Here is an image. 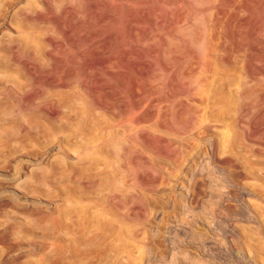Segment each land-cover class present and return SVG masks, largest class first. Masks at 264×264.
<instances>
[{
	"label": "rangeland",
	"instance_id": "obj_1",
	"mask_svg": "<svg viewBox=\"0 0 264 264\" xmlns=\"http://www.w3.org/2000/svg\"><path fill=\"white\" fill-rule=\"evenodd\" d=\"M0 13V264H53L51 230L23 212L55 215L56 184L88 192L69 202L90 216L49 217L89 225L90 264H264V0H0ZM63 152L55 185L20 184Z\"/></svg>",
	"mask_w": 264,
	"mask_h": 264
},
{
	"label": "bare ground",
	"instance_id": "obj_2",
	"mask_svg": "<svg viewBox=\"0 0 264 264\" xmlns=\"http://www.w3.org/2000/svg\"><path fill=\"white\" fill-rule=\"evenodd\" d=\"M10 1V0H9ZM14 1V0H13ZM28 1V0H27ZM24 2V1H23ZM12 3V2H11ZM19 3V2H18ZM17 3V4H18ZM21 3V2H20ZM34 3V2H33ZM25 4V3H24ZM11 5V4H10ZM15 5V3L13 4V6ZM21 5V4H20ZM17 6V5H16ZM40 6V5H39ZM10 7V6H9ZM41 7V6H40ZM19 8V7H18ZM10 9V8H9ZM16 9V8H15ZM13 10V9H12ZM42 9H40V11H41ZM121 13V12H120ZM230 13V12H229ZM0 14H2V13H0ZM8 14V13H7ZM26 14V13H25ZM11 15H12V13H11ZM39 15H40V13H39ZM38 15V16H39ZM0 16H2V15H0ZM29 16H31V15H29ZM43 16V15H42ZM147 16V15H146ZM8 17H10V16H8ZM19 17V16H18ZM35 17V16H34ZM41 17V16H40ZM184 17V16H183ZM42 18V17H41ZM45 18V17H44ZM32 19V18H31ZM226 19V18H225ZM14 20V19H13ZM56 20V19H55ZM4 21H5V18H4ZM7 21V20H6ZM8 22V21H7ZM10 23V22H9ZM35 25V24H34ZM41 26H42V24H41ZM22 28V27H21ZM10 29V28H9ZM18 29H19V27H18ZM5 30H7V28L5 29ZM41 31V30H40ZM3 32V31H2ZM11 32V31H10ZM137 34V33H136ZM263 34V33H262ZM10 36H12V34L10 33ZM137 36V35H136ZM263 36H264V34H263ZM9 37V36H8ZM7 37V38H8ZM26 38H28V37H26ZM138 38V37H137ZM14 39V38H13ZM29 40H30V38H29ZM151 40V39H150ZM32 41V40H31ZM109 41V40H108ZM198 41V40H197ZM12 41H10V43H11ZM23 42V41H22ZM138 42V41H137ZM2 44V43H1ZM17 44V43H16ZM78 44V43H77ZM107 44V43H106ZM206 44V43H205ZM15 45V44H14ZM14 45H13V43H11L10 44V46H9V51L11 52V54H12V56H14V51H13V49H14ZM0 46H2V45H0ZM101 48V47H100ZM16 49V48H15ZM256 49V48H255ZM17 50V49H16ZM15 50V51H16ZM258 50V49H257ZM126 52V51H125ZM191 52V51H190ZM16 53V52H15ZM85 53V52H84ZM155 53V52H154ZM17 55V54H16ZM194 56V55H193ZM11 57V56H10ZM9 57V58H10ZM16 57V56H15ZM122 57V56H121ZM9 58H8V60H9ZM13 58V57H12ZM79 58H80V56H79ZM2 59H3V55H2V49L0 48V66H2L3 64H2ZM11 59V58H10ZM15 59H17V58H15ZM124 59V58H123ZM6 60V59H5ZM5 60H3V61H5ZM100 60V59H99ZM113 60H114V57H113ZM119 60H122L121 58L119 59ZM118 60V62H120ZM117 61V60H116ZM116 61H114L115 62V65L117 64V62ZM122 61H124V60H122ZM255 61V60H254ZM7 62V61H6ZM100 62H101V60H100ZM114 62H113V64H114ZM102 63V62H101ZM106 63V62H105ZM104 63V65H106ZM239 63V62H238ZM17 64V63H16ZM112 64V63H111ZM112 64V65H113ZM196 64V63H195ZM219 64V63H218ZM111 65V66H112ZM114 65V66H115ZM108 66H110V65H108ZM197 66V65H196ZM113 67V66H112ZM114 68V67H113ZM212 69V68H211ZM109 69H107V71H108ZM120 70V69H119ZM166 70V69H165ZM190 70V69H189ZM111 71V70H110ZM113 71V70H112ZM121 71H122V69H121ZM167 71V70H166ZM199 71V70H198ZM109 72V71H108ZM120 72V71H119ZM124 72V71H123ZM93 73V72H92ZM121 73V72H120ZM153 73H154V71H153ZM240 73V72H239ZM138 75V74H137ZM184 75V74H183ZM160 77V76H159ZM238 77H239V75H238ZM138 78V77H137ZM236 80V79H235ZM1 81H3V80H1ZM99 81V80H98ZM240 81H243L242 79L240 80ZM149 83V82H148ZM151 84V83H150ZM199 84V83H198ZM197 84V85H198ZM155 87H156V85H154ZM178 86V85H177ZM221 86V85H220ZM219 86V87H220ZM183 88V87H182ZM155 89H157V88H155ZM220 89H221V87H220ZM9 91H10V89H9ZM143 91H144V89H143ZM172 91V90H171ZM145 92V91H144ZM144 92H142V93H144ZM2 93H3V91H2ZM137 93V92H136ZM173 93V92H172ZM172 93H171V95H172ZM168 94H170V92L168 93L167 92V95ZM9 95V94H8ZM7 94H6V96H8ZM14 95V94H13ZM171 95H168L169 97L171 96ZM162 96H165V95H162ZM173 96V95H172ZM171 96V97H172ZM167 97V96H166ZM236 97V96H235ZM163 98V97H162ZM162 98H160L161 100H162ZM165 98V97H164ZM168 98V97H167ZM193 98H195V97H193ZM159 99V100H160ZM198 99V98H197ZM209 99V98H208ZM136 100H137V97H136ZM139 100V99H138ZM183 100H185L184 98H183ZM193 100H196V99H193ZM199 100V99H198ZM204 100V99H203ZM206 100H207V98H206ZM206 100H205V102H206ZM153 101H156V100H153ZM187 101V100H186ZM208 101V100H207ZM157 102V101H156ZM107 103V102H106ZM158 103V102H157ZM211 103H213V102H211ZM0 104H1V101H0ZM136 104V103H135ZM137 105V104H136ZM214 105V104H213ZM109 106V105H108ZM25 107V106H24ZM33 107V106H32ZM34 107H36V106H34ZM167 109H168V107L167 106H165ZM187 107V106H186ZM21 109H22V107H20ZM29 108H31V107H29ZM37 108H39V107H37ZM41 108V107H40ZM64 108V107H63ZM20 109V110H21ZM154 109V108H153ZM152 109V110H153ZM169 109H171V107L169 108ZM14 110H16V109H14ZM60 110V109H59ZM59 110H56V111H59ZM97 110H98V108H97ZM172 110V109H171ZM176 110H177V108H176ZM19 111V110H18ZM22 111V110H21ZM196 111V110H195ZM15 112V111H14ZM55 112V111H54ZM184 111H182V112H180L181 114L183 113ZM205 112V111H204ZM97 113H98V111H97ZM148 113H150V112H148ZM178 113V112H177ZM179 113V114H180ZM206 113V112H205ZM205 113L203 114V116L205 115ZM54 115H55V117L58 119V114H57V112H55V113H53ZM77 114V113H76ZM147 114V113H146ZM146 114H145V116H146ZM167 114V113H166ZM191 114V113H190ZM237 114V113H236ZM239 114V113H238ZM148 115V114H147ZM168 115H170V114H168ZM100 116V115H99ZM181 116V115H180ZM183 116V115H182ZM187 116V115H186ZM185 116V117H186ZM23 117V116H22ZM21 117V118H22ZM76 117V116H75ZM141 117V116H140ZM143 117H144V115H143ZM178 117H179V115H178ZM184 117V118H185ZM142 118V117H141ZM182 118V117H181ZM178 119V121L180 120V122H181V120L183 119ZM23 119V118H22ZM170 119L171 120H173L174 121V119H172V116L170 115ZM52 120V119H51ZM176 120V119H175ZM192 120V119H191ZM240 120V119H239ZM18 121V120H17ZM23 121H24V119H23ZM61 121V120H60ZM183 121V120H182ZM223 121V120H222ZM76 122H78V121H76ZM157 122V121H156ZM155 122V123H156ZM169 122V121H168ZM171 122V121H170ZM154 123V124H155ZM158 123V122H157ZM162 123V122H161ZM57 124V123H56ZM66 124V123H65ZM164 124H166L165 122H164ZM25 125V124H24ZM39 125V124H38ZM37 125V126H38ZM67 125V124H66ZM66 125H65V127H66ZM42 126H44V127H47L48 125L47 124H43V125H41V127ZM148 126V125H147ZM208 126V125H207ZM39 127V126H38ZM148 127H150V126H148ZM187 127H188V125H187ZM211 127V126H210ZM24 128V131H25V127H23ZM251 128V127H250ZM46 128H44V130H45ZM111 129V128H110ZM109 129V130H110ZM203 129V128H202ZM29 130V129H28ZM36 130V129H35ZM248 130H250V129H248ZM10 131V130H9ZM11 131H12V129H11ZM31 131V130H30ZM112 131V130H111ZM113 131H115V130H113ZM164 131H166V130H164ZM21 132H22V130H21ZM177 132H179V131H177ZM202 132H204V130L202 131ZM108 133H110V131L108 132ZM111 133H113V132H111ZM206 133H208V132H206ZM199 134H201L200 132L198 133V135ZM249 134H250V132H249ZM10 135V134H9ZM41 135V134H40ZM157 135V134H156ZM252 135V134H251ZM136 136V135H135ZM246 138H247V135L245 136ZM244 137V139H246ZM249 137V136H248ZM254 137V136H253ZM257 136H255V138H256ZM159 138H160V136H159ZM34 139V135H25V137L24 138H21V135H20V137H19V139H18V142H20V143H23L22 145H26V144H29L32 140ZM63 139V138H62ZM175 139V138H174ZM174 139L172 138V140L174 141ZM191 138H189V140H190ZM258 139V138H257ZM260 139V138H259ZM264 139V138H263ZM73 140V139H72ZM162 141L164 140V139H161ZM168 140V139H167ZM166 140V141H167ZM14 141H16V140H14ZM57 141V140H56ZM154 141V140H153ZM165 141V140H164ZM164 141H163V143H164ZM172 141V142H173ZM179 141V140H178ZM191 141V140H190ZM17 142V141H16ZM180 142V141H179ZM192 142H193V140H192ZM100 143V142H99ZM174 143H177L176 141L174 142ZM185 143V142H184ZM19 144V143H18ZM168 144H169V142H168ZM180 144H181V142H180ZM186 144V143H185ZM188 144V143H187ZM190 144V143H189ZM225 144V143H224ZM55 146V145H54ZM95 146H97L96 144H95ZM144 146H146V145H144ZM164 146H165V144H164ZM163 146V147H164ZM168 146V145H167ZM188 146V145H187ZM59 147V146H58ZM177 147V149H178V146H176ZM176 147H175V149H176ZM95 148V147H94ZM146 148H147V146H146ZM166 147H164L163 149H165ZM191 148V147H190ZM193 148V147H192ZM180 149V148H179ZM184 149V148H183ZM234 149H235V147H234ZM69 150V149H68ZM71 150V149H70ZM151 150V149H150ZM72 151V150H71ZM77 151V150H76ZM159 151V150H158ZM162 151V150H161ZM177 151V150H176ZM175 151V152H176ZM185 151V150H184ZM163 152V151H162ZM166 152H167V150H166ZM77 153V152H76ZM75 153V154H76ZM86 153V152H85ZM164 153V152H163ZM172 153V152H171ZM173 153H174V151H173ZM177 153V152H176ZM175 153V154H176ZM168 154H169V152H168ZM175 154H174V156H175ZM167 155V154H166ZM172 155V154H171ZM177 155V154H176ZM187 155V154H186ZM75 156V155H74ZM181 156V155H180ZM71 157H72V155H71ZM177 157H179V156H177ZM173 158V157H172ZM181 158V157H180ZM74 159V158H73ZM167 160V159H166ZM162 161V160H161ZM163 162V161H162ZM173 162H174V160H173ZM176 162V161H175ZM174 162V163H175ZM72 163V161H71V158L66 154V153H59V154H57L56 155V157H55V161L53 162V163H51L50 165H48V166H45V167H43V169H42V171L41 172H39V173H30V175H27L25 178H23L21 181H20V184H27L28 185V183H30L31 181L32 182H36L37 184H39V185H44V184H48V183H51V184H56L55 183V181H57V177H54V178H51L50 176L52 175V173L53 174H55V175H60V171L62 170V166L63 165H69V164H71ZM158 163H160L159 161H158ZM161 164V163H160ZM176 165H177V163H175ZM88 166H89V164H87ZM164 165H166V164H163L162 163V166H164ZM178 166H179V164H178ZM32 167V166H31ZM71 167V166H70ZM78 167V166H77ZM82 167H83V165H82ZM85 167H86V165H85ZM161 167V166H160ZM166 167H167V165H166ZM165 167V168H166ZM72 168V167H71ZM92 168V167H91ZM167 169H169V168H167ZM175 168H172V170H174ZM78 170H80L79 168H78ZM171 170V169H170ZM172 170H171V172H172ZM201 171V170H200ZM203 171V170H202ZM199 172V171H198ZM51 173V174H50ZM75 173H77V172H75ZM168 173V172H167ZM50 174V175H49ZM169 174V173H168ZM202 174V173H201ZM76 175V174H75ZM159 176V175H158ZM170 176V175H169ZM65 177H67V176H65ZM69 177V176H68ZM70 177H73V175H71ZM104 177H106V176H104ZM154 177V176H153ZM198 177V176H197ZM59 178V177H58ZM74 178V180L75 181H77L78 182V178L75 176V177H73ZM156 179L157 178H155V181H156ZM158 179H159V177H158ZM161 179V178H160ZM59 180V179H58ZM69 180H71V179H69ZM80 181V180H79ZM161 181H162V179H161ZM164 181V180H163ZM84 182V181H83ZM86 182V181H85ZM156 182H158V180L156 181ZM167 182V181H166ZM166 182H164V183H166ZM158 183H161L160 182V180H159V182ZM168 183V182H167ZM166 183V184H167ZM36 184V185H37ZM46 184V185H47ZM87 184V183H86ZM105 184V183H104ZM31 186H33V184H30ZM35 185V186H36ZM56 185H58V187L56 188V197H58V198H60V200L63 202L60 206H58L57 207V211H56V213H55V215H53V213L51 212V211H49V210H46V209H40V208H34V211H31V210H26V211H28V212H23V215L24 216H27L28 218H30L31 220H33V221H35V222H37V224H39V225H42L43 227H44V229H46V230H51V231H48L49 233H50V237L51 238H53L54 239V242L57 244V254H56V259L55 260H53V264H65L66 262H72V263H74V264H86V262L87 263H89V261H85V259H87V258H89L90 257V254H91V252H92V248H91V246H92V243L91 242H88V240L83 236V234H85L86 233V231L89 229V225L88 224H85V222L84 221H79V220H77V219H72V222L71 223H69V224H65V225H63V224H59L58 226H57V228H56V226H55V224H53L52 223V220L50 219V217L49 216H73V214H75L76 216L78 215V216H82V214H84V216H90V213H89V211L88 210H90V209H88V207H81V208H74V207H72L71 205H70V202L69 201H79L81 198H83L84 196H85V194H87L88 192L87 191H84V190H80L79 188L76 190H71V189H69L68 187H64V186H59V184H56ZM46 187V186H45ZM80 187V186H79ZM92 187V186H91ZM47 189V188H46ZM30 193V192H29ZM28 193V194H29ZM50 195L51 194H47V196H49L50 197ZM89 205V204H88ZM91 211V210H90ZM92 214H93V212H92ZM91 214V215H92ZM94 215V214H93ZM95 216V215H94ZM26 217V218H27ZM23 221V220H22ZM25 221H27V220H25ZM96 221V220H95ZM90 222V221H89ZM88 222V223H89ZM94 224H95V222H93ZM92 225V224H91ZM53 226H55V227H53ZM95 226V225H94ZM28 228V227H27ZM29 228H31V227H29ZM26 229V228H25ZM30 230V229H29ZM28 230V231H29ZM33 230V229H32ZM27 231V230H26ZM34 231V230H33ZM35 232H37V230H35ZM39 232H41V231H39ZM136 232V231H135ZM38 233V232H37ZM41 233H43V232H41ZM68 233H73V234H75V236L73 237V238H67V236H70V235H68ZM139 233V232H138ZM141 233V232H140ZM89 234H90V232H89ZM64 235H67V236H64ZM86 236H88V235H86ZM90 236V235H89ZM47 248V247H46ZM44 249V248H43ZM42 249V250H43ZM65 249H69L70 251H71V254L72 255H70V257H67L68 255H63L62 253H63V250H65ZM48 252H49V250H48ZM44 255H46V253L44 252ZM54 255V254H53ZM53 257V256H52ZM90 264V263H89Z\"/></svg>",
	"mask_w": 264,
	"mask_h": 264
}]
</instances>
